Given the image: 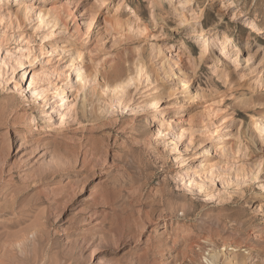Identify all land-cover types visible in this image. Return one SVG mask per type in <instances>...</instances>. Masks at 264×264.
Instances as JSON below:
<instances>
[{
    "label": "rangeland",
    "instance_id": "1",
    "mask_svg": "<svg viewBox=\"0 0 264 264\" xmlns=\"http://www.w3.org/2000/svg\"><path fill=\"white\" fill-rule=\"evenodd\" d=\"M183 1L0 9V264H264V0ZM200 27L219 41L202 61ZM224 34L239 61L217 60ZM138 60L121 96L101 85Z\"/></svg>",
    "mask_w": 264,
    "mask_h": 264
},
{
    "label": "bare ground",
    "instance_id": "2",
    "mask_svg": "<svg viewBox=\"0 0 264 264\" xmlns=\"http://www.w3.org/2000/svg\"><path fill=\"white\" fill-rule=\"evenodd\" d=\"M8 0H0V9L6 5V2ZM185 3H188L189 0H184ZM183 1V2H184ZM27 6V5H26ZM31 8V5H29L27 8ZM29 8V9H30ZM10 11H7L6 8H3V11L0 10V15L5 18V17H9L10 16ZM72 13V11H71ZM46 14L48 13H45L44 11H42V9H39L37 11V18L39 19L40 22H44L45 20V16ZM51 17V16H50ZM182 17H186L185 13H182ZM131 18V17H130ZM57 18L55 17H52L51 20L47 21V24L51 23V26H54L56 25L57 23ZM187 21V20H186ZM133 21H129L128 24L132 25ZM247 28H249L251 31H254V30H259L260 27L257 25V23H255L254 21H247ZM131 27V26H130ZM138 28V27H137ZM144 29V28H143ZM142 29V30H143ZM261 30V29H260ZM52 31V30H51ZM200 35L202 36V39H203V47L200 49V58H199V61H202L203 59L207 58L209 55H206V52L207 50H210V44H216L217 42H219L214 36L216 35L215 33L213 34H210L208 31L205 32V28L203 27H200ZM261 32V31H260ZM233 37L231 36H228V35H223L222 38H221V41H220V50H221V54H219L217 56V60L219 61V59H222L225 61V64H228L230 63L231 61L234 62V61H239L240 59L239 58V53H240V48H236L234 51H231V49L229 48V45H231V43L233 42ZM48 51L50 52H53L54 50L52 49V46L51 45H48L47 47H45ZM262 49L264 50V47H262ZM232 52V53H231ZM225 53L226 57L228 58H233L232 60H225L223 59V54ZM38 56H40V61L44 62V56L41 53L38 54ZM82 56V53L81 51L79 50H75L71 53V58H70V68L74 69L75 72H76V79L78 78V81L79 82H82L85 80V76L84 74L81 72V68L80 67H74L77 63H78V60L81 58ZM250 55L248 54V57ZM246 58V60H248L249 58ZM166 58V57H165ZM241 58V57H240ZM177 59V58H176ZM166 61L169 63L170 60L166 58ZM178 61V59H177ZM238 63L235 62L234 63V66H236ZM78 65V64H77ZM213 68L216 67V64H212ZM142 68H143V65L141 64V62L138 60L135 64H134V68H131V67H126L125 68V72H121V73H117L116 75H114L112 77V79L110 80H103L104 82L101 84L102 86H104L105 90L107 91L108 89H111V91L114 92V94H116L115 92L118 93V95L121 96V94H123L124 92V89L126 88V86L128 84H132L133 82H135V79H137L139 77V75L141 74V71H142ZM43 69V67H42ZM44 71V70H43ZM73 71V70H71ZM115 70H107V71H102L101 74H100V78L103 79V75L104 73L108 74L109 72H114ZM224 73V72H223ZM222 73V74H223ZM25 75V74H24ZM172 75L175 76V78H178V81H180L183 85V87H187V85L189 84L190 82V78L187 74L180 71V69H177L176 71H173ZM40 74L37 73V71L35 70H32L31 71V74H30V79H29V82L27 84V88L26 90L30 92V95L29 97L32 99V100H35L37 99V94L35 92H33V88L35 87L34 85H36L40 80ZM227 76V75H226ZM259 85H261L263 87V80H258ZM261 87V88H262ZM261 88L259 90L258 88V91H261ZM39 93V92H38ZM145 99V98H144ZM161 99L159 96H155V95H151V96H148L146 98V105H152L154 101L156 100H159ZM256 101H259L260 100H264V98H262V95L261 94H258L257 97L254 99ZM260 103H264V101L260 102ZM60 104V103H59ZM62 105V103L60 104V106ZM154 106V104H153ZM156 106V105H155ZM52 118V116L50 117ZM251 123L255 126V128L257 130H259L260 132H263L264 131V116L263 117H258V118H254L251 120ZM229 128V125L228 127ZM155 133H156V137L159 138L161 137L163 134H164V129H163V125L160 124L156 130H155ZM222 144V143H221ZM220 146L223 148L224 145L222 144ZM179 177H181L182 175L180 174V171H179V174H178ZM258 206H260V204H258ZM210 262V264H220V258H219V252H214V253H211L209 255V258H207ZM234 257H231L229 255H226V257H224V260L222 261V264H235V261H234Z\"/></svg>",
    "mask_w": 264,
    "mask_h": 264
}]
</instances>
